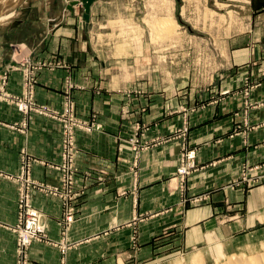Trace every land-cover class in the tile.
Wrapping results in <instances>:
<instances>
[{"label": "crops", "instance_id": "obj_1", "mask_svg": "<svg viewBox=\"0 0 264 264\" xmlns=\"http://www.w3.org/2000/svg\"><path fill=\"white\" fill-rule=\"evenodd\" d=\"M100 7H104L102 0L93 4L91 15ZM65 15L64 3L57 0H0V76L15 58L24 55L31 54L33 63L59 64L39 72L37 101L59 109L66 98L64 81L70 79L79 115L85 118L96 112L101 123L99 131L77 133L81 156L76 164L80 172L76 177L78 195L72 237L88 239V243L72 251L69 263L128 264L130 248L139 251L133 256L138 261L144 250H153V238L161 229L171 225L184 230L186 244L190 241L188 235L193 234L191 244H201L206 239L223 247L248 229L264 225V185L245 194L228 195L232 218L227 223L223 219L225 197L221 193L218 203L197 207L183 203V196L171 185L176 181L179 141L153 147L143 154L134 205L131 197L117 195L118 189L134 185L125 140L132 136V128L138 122L146 131L145 138L167 137L184 121L188 122L189 144L198 151V163H217L214 167L202 166L193 177L198 191L204 185L233 179L245 163H263L264 104L249 106L264 100V79L248 99L235 89L243 88L246 80L261 74L264 67L232 65L228 81L233 93L222 103L205 102L192 114L172 111L175 100L170 97L127 96L124 91L138 89V84L113 83L111 65L98 62L96 52L83 39L79 19H64ZM13 43H23L24 49L14 51ZM258 54L256 49L247 48L235 51L232 57L250 63L259 58ZM10 72L8 90L20 95L22 73ZM97 87L101 89L100 96L96 95ZM118 88L120 91L115 92ZM180 103L184 107L192 104L186 98ZM23 121L27 122L25 131L20 129ZM22 151L37 159L32 167L33 182L18 178ZM60 160L61 127L56 121L35 114L24 116L14 106L0 102V264H16L13 228L18 222V189L33 193V206L45 219L49 240L59 239L64 219V200L58 194ZM100 170L106 172L103 182L96 179ZM87 172L91 177L85 180ZM55 188L58 192H54ZM137 217L146 220L138 222ZM133 233L139 234L135 248L130 241ZM59 259L58 250L49 243H36L30 249L29 264H59Z\"/></svg>", "mask_w": 264, "mask_h": 264}, {"label": "rangeland", "instance_id": "obj_2", "mask_svg": "<svg viewBox=\"0 0 264 264\" xmlns=\"http://www.w3.org/2000/svg\"><path fill=\"white\" fill-rule=\"evenodd\" d=\"M57 1L65 5L67 17L64 19H79L83 28V39L88 42L89 49L96 52L98 62L111 65L110 77L113 83H137L138 89L124 91L127 96L135 94L160 99L170 97L175 100L172 111L181 110L192 114L203 108L205 102L222 103L224 98L233 93L228 81L232 77V65L250 64L264 67V0H102L105 8L94 9L92 15L93 4L100 0H93L88 10L84 0ZM92 17L95 20H92ZM164 21H168V24L172 22V25L162 26ZM23 47V43L12 45L13 50L18 49V52ZM247 48L256 49L259 58L250 63H241V57L239 61L232 57L235 51ZM58 65L46 61L33 63L31 54L24 55L15 58L13 65L0 76V102L14 106L24 116L35 114L48 117L61 127V164L57 171L60 173L62 190L55 188L64 200L60 237L56 241L49 240L45 219L33 206V193L23 188L18 189V222L13 228L16 235V264H29L30 249L40 242L49 243L58 250L59 264H70L69 256L72 251L88 243V239L80 237L75 240L72 237V227L76 222L74 202L78 195L76 177L80 172V167L77 168L76 164L78 156H81L77 133L90 134L99 131L101 123L96 112L85 118L79 115L73 94L74 84L70 79L64 81L63 91L66 98L62 107L57 109L37 101L39 72L43 68ZM14 70L22 73L20 95L8 90L10 71ZM251 77L246 80L243 88L235 89L247 99L260 88L264 71ZM119 91L120 88L115 89V92ZM95 92L98 96L102 94L98 87ZM184 98L191 100L189 107L180 103ZM255 104L249 107L261 106L264 100ZM26 128L27 122L23 121L20 129L25 131ZM189 128L188 122L184 121L180 128L167 137L145 138L146 131H142L139 122L135 123L132 136L125 140L130 153L129 174L134 179V185L125 190L118 189L117 195L131 197L134 205L143 154L153 147L179 141V159L174 177L176 181L171 185L181 193L183 203L194 207L218 203L221 199L220 193L223 194V219L227 223L232 218L228 212L231 207L228 195L231 192L245 194L264 185V162L254 165L245 163L238 176L233 179H222L221 184L204 185L198 191L193 177L199 173L202 166L214 167L217 163H198V151L189 144ZM30 156L22 151L21 172L18 178L27 181L31 179L33 182L32 167L37 159ZM105 175L106 172L100 170L96 175L97 181L103 182ZM90 177V172H87L84 179L88 180ZM30 210L37 211L40 225L44 226V229L35 232L27 242L23 231L29 230L26 227V216ZM136 219L142 222L146 217ZM177 220L181 219H175V222ZM183 231L175 225L162 228L159 235L153 238V250H144L142 255H138V261L133 257L138 250H128V264H221L231 258L242 260L247 256L264 257V225L248 229L224 247L211 244L206 239L200 240L201 244H191L193 234L188 235L190 241L186 244L187 234L184 235ZM138 237V233L130 235L134 248Z\"/></svg>", "mask_w": 264, "mask_h": 264}, {"label": "built area", "instance_id": "obj_3", "mask_svg": "<svg viewBox=\"0 0 264 264\" xmlns=\"http://www.w3.org/2000/svg\"><path fill=\"white\" fill-rule=\"evenodd\" d=\"M54 192H58L56 189ZM28 216H26L28 218L27 223H26V227L29 230H24L23 233L26 235L24 238L26 239V241L28 242V240L30 239V237L37 231H41L44 229V226L40 225L41 221L39 214H37V211L34 210H30V212L27 214ZM26 241L23 239V242L26 243Z\"/></svg>", "mask_w": 264, "mask_h": 264}, {"label": "bare ground", "instance_id": "obj_4", "mask_svg": "<svg viewBox=\"0 0 264 264\" xmlns=\"http://www.w3.org/2000/svg\"><path fill=\"white\" fill-rule=\"evenodd\" d=\"M162 23V22H161ZM169 22H163L161 25L162 26H171L172 22L170 24H168ZM168 27V26H167ZM262 255L260 256H247L246 258L242 259V260H238V259H229V260H226L224 261L223 263L221 264H264V257H261ZM196 262H198V259L196 260ZM195 262V263H196Z\"/></svg>", "mask_w": 264, "mask_h": 264}, {"label": "water", "instance_id": "obj_5", "mask_svg": "<svg viewBox=\"0 0 264 264\" xmlns=\"http://www.w3.org/2000/svg\"><path fill=\"white\" fill-rule=\"evenodd\" d=\"M93 0H84L86 9H89V5L92 3Z\"/></svg>", "mask_w": 264, "mask_h": 264}]
</instances>
